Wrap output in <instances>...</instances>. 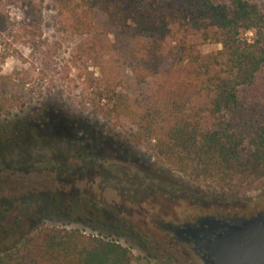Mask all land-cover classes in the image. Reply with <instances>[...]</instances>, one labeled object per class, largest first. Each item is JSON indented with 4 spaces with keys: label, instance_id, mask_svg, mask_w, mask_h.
Segmentation results:
<instances>
[{
    "label": "trees",
    "instance_id": "obj_1",
    "mask_svg": "<svg viewBox=\"0 0 264 264\" xmlns=\"http://www.w3.org/2000/svg\"><path fill=\"white\" fill-rule=\"evenodd\" d=\"M25 1L0 0V6ZM47 1L61 33H88L94 15L101 14L111 33L128 30L139 38L127 66L133 84L147 87L137 98L97 92L93 115L121 127L128 140L143 144L148 158L192 191L239 196L264 185V2L229 0L228 16L223 5L208 0L192 10L177 0ZM199 30L203 41L220 45L215 55L202 56L199 45L188 40ZM241 30L253 31L250 43L241 40ZM34 47L35 64L43 65L52 48ZM165 51L174 53V68L162 64ZM42 71L38 67L36 74ZM24 85L0 77L1 121L30 104L31 89ZM44 108L16 119L5 142L58 132L79 151L98 150L89 121ZM16 226L13 238L0 239V264H150L114 239L44 226L30 217Z\"/></svg>",
    "mask_w": 264,
    "mask_h": 264
},
{
    "label": "rangeland",
    "instance_id": "obj_2",
    "mask_svg": "<svg viewBox=\"0 0 264 264\" xmlns=\"http://www.w3.org/2000/svg\"><path fill=\"white\" fill-rule=\"evenodd\" d=\"M208 1L223 5L231 15L229 0ZM177 2L192 10L204 0ZM0 19V77L9 75L15 84L24 82L31 89L30 104L13 110L11 120H0V239L13 238L16 224L21 226L30 217L44 226L74 228L86 235L114 239L128 247L133 257L145 258L150 264H184L179 251L161 238L151 219L174 218L192 207L211 206L239 214L264 208V185L239 196L192 191L175 174L148 158L143 144L128 140L121 127H110L93 115L97 92L108 90L137 98V93L147 87L133 84L127 66L138 36L131 38L128 30L111 33L101 14L94 15L88 33H61L47 0L2 5ZM199 32L188 40L199 45L202 56L215 55L220 45L203 41ZM252 35L251 30L239 31L246 43L251 42ZM124 42L127 49L121 46ZM41 43L52 49L38 66L34 44ZM38 48L44 49L41 45ZM167 51L162 64L174 68L176 57ZM38 67L43 71L36 74ZM43 107L59 108L65 117L89 121L97 136L92 142L98 150L79 151L58 132L5 142L16 119L32 117Z\"/></svg>",
    "mask_w": 264,
    "mask_h": 264
},
{
    "label": "flooded vegetation",
    "instance_id": "obj_3",
    "mask_svg": "<svg viewBox=\"0 0 264 264\" xmlns=\"http://www.w3.org/2000/svg\"><path fill=\"white\" fill-rule=\"evenodd\" d=\"M262 219L264 208L239 214L218 210L215 207H192L190 211L170 219H151L161 238L172 244L183 258L184 264H214L213 257L207 254L203 245L210 241V236H217L224 227H237L249 218ZM264 222V219H262ZM177 229H194L198 233L185 232L174 235Z\"/></svg>",
    "mask_w": 264,
    "mask_h": 264
},
{
    "label": "water",
    "instance_id": "obj_4",
    "mask_svg": "<svg viewBox=\"0 0 264 264\" xmlns=\"http://www.w3.org/2000/svg\"><path fill=\"white\" fill-rule=\"evenodd\" d=\"M262 219L249 218L237 227H224L223 233L210 236V241L203 248L213 257L214 264H264ZM185 232L198 233L194 229H177L174 235Z\"/></svg>",
    "mask_w": 264,
    "mask_h": 264
}]
</instances>
